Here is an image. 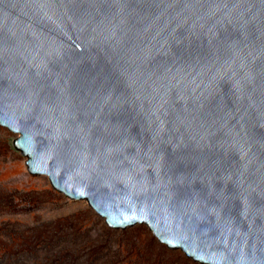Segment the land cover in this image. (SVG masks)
<instances>
[{
  "label": "water",
  "instance_id": "1",
  "mask_svg": "<svg viewBox=\"0 0 264 264\" xmlns=\"http://www.w3.org/2000/svg\"><path fill=\"white\" fill-rule=\"evenodd\" d=\"M0 126L115 232L264 264V0H0Z\"/></svg>",
  "mask_w": 264,
  "mask_h": 264
},
{
  "label": "rangeland",
  "instance_id": "2",
  "mask_svg": "<svg viewBox=\"0 0 264 264\" xmlns=\"http://www.w3.org/2000/svg\"><path fill=\"white\" fill-rule=\"evenodd\" d=\"M17 137L0 126V264H197L149 227L115 232L49 176L32 179Z\"/></svg>",
  "mask_w": 264,
  "mask_h": 264
},
{
  "label": "bare ground",
  "instance_id": "3",
  "mask_svg": "<svg viewBox=\"0 0 264 264\" xmlns=\"http://www.w3.org/2000/svg\"><path fill=\"white\" fill-rule=\"evenodd\" d=\"M19 136V135H18Z\"/></svg>",
  "mask_w": 264,
  "mask_h": 264
}]
</instances>
